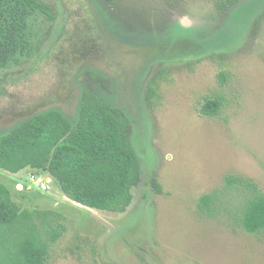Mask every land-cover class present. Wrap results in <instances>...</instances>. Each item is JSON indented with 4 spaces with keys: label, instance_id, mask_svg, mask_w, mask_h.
Wrapping results in <instances>:
<instances>
[{
    "label": "rangeland",
    "instance_id": "obj_1",
    "mask_svg": "<svg viewBox=\"0 0 264 264\" xmlns=\"http://www.w3.org/2000/svg\"><path fill=\"white\" fill-rule=\"evenodd\" d=\"M42 1L54 20L36 54L0 69V137L48 110L75 125L90 92L130 120L141 178L117 214L0 170L21 209L61 216L45 264H264V232L241 227L264 198V0ZM214 98L218 116L202 115Z\"/></svg>",
    "mask_w": 264,
    "mask_h": 264
},
{
    "label": "trees",
    "instance_id": "obj_2",
    "mask_svg": "<svg viewBox=\"0 0 264 264\" xmlns=\"http://www.w3.org/2000/svg\"><path fill=\"white\" fill-rule=\"evenodd\" d=\"M110 2L112 0H105ZM242 0H227L232 6ZM42 0H0V69L19 65L37 51L40 27L54 18ZM221 84L226 82L219 75ZM147 99L153 90L148 86ZM222 98L208 100L200 113L217 117ZM130 120L90 92L80 98L75 125L57 110L30 116L0 137V170L48 173L61 193L75 204L99 212L121 214L140 183L138 158L129 140ZM156 193L161 190L152 181ZM209 197L201 199L207 204ZM29 211L13 201L0 183V264H45L49 243L64 232L59 214ZM241 227L248 234L264 232V198L246 202Z\"/></svg>",
    "mask_w": 264,
    "mask_h": 264
},
{
    "label": "built area",
    "instance_id": "obj_3",
    "mask_svg": "<svg viewBox=\"0 0 264 264\" xmlns=\"http://www.w3.org/2000/svg\"><path fill=\"white\" fill-rule=\"evenodd\" d=\"M31 179L33 180L34 177H32ZM37 186L40 187V189L43 191L51 190L49 179H46L45 181L40 182V183L37 181Z\"/></svg>",
    "mask_w": 264,
    "mask_h": 264
},
{
    "label": "crops",
    "instance_id": "obj_4",
    "mask_svg": "<svg viewBox=\"0 0 264 264\" xmlns=\"http://www.w3.org/2000/svg\"><path fill=\"white\" fill-rule=\"evenodd\" d=\"M37 173H40V172H37ZM42 173H46V172H42ZM46 174H48V173H46ZM48 175H49V174H48ZM46 179H49V180H50V184H51V181L54 180L50 175H49V177L46 178Z\"/></svg>",
    "mask_w": 264,
    "mask_h": 264
}]
</instances>
